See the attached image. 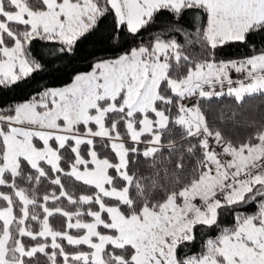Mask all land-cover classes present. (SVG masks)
Instances as JSON below:
<instances>
[{"label":"snow or ice","instance_id":"1","mask_svg":"<svg viewBox=\"0 0 264 264\" xmlns=\"http://www.w3.org/2000/svg\"><path fill=\"white\" fill-rule=\"evenodd\" d=\"M253 101L264 0H0V264H264Z\"/></svg>","mask_w":264,"mask_h":264},{"label":"trees","instance_id":"2","mask_svg":"<svg viewBox=\"0 0 264 264\" xmlns=\"http://www.w3.org/2000/svg\"><path fill=\"white\" fill-rule=\"evenodd\" d=\"M244 54L245 53L243 49L229 47V48L224 49L222 58H235L237 56H241ZM44 84L52 85L53 82L51 78L46 77L44 80L32 81L26 85H21V87L17 89L14 93H9V99L22 98L24 95L35 91L37 88H39L41 85H44ZM252 104H253V108H257L258 111L249 109L247 115L249 116V118L259 119L261 115H264V103H261L260 101H253Z\"/></svg>","mask_w":264,"mask_h":264}]
</instances>
